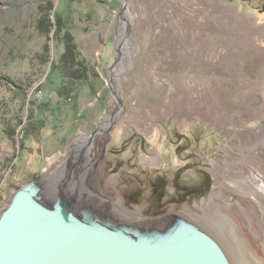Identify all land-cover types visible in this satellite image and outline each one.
I'll use <instances>...</instances> for the list:
<instances>
[{
  "label": "rangeland",
  "instance_id": "374dc122",
  "mask_svg": "<svg viewBox=\"0 0 264 264\" xmlns=\"http://www.w3.org/2000/svg\"><path fill=\"white\" fill-rule=\"evenodd\" d=\"M49 2L98 77L65 83L53 40L40 60ZM263 12L264 0H0V216L38 184L45 205L62 193L76 214L162 230L182 218L231 264H264ZM157 201L164 213L146 214Z\"/></svg>",
  "mask_w": 264,
  "mask_h": 264
},
{
  "label": "water",
  "instance_id": "95a60500",
  "mask_svg": "<svg viewBox=\"0 0 264 264\" xmlns=\"http://www.w3.org/2000/svg\"><path fill=\"white\" fill-rule=\"evenodd\" d=\"M39 191L38 184L22 188L0 216V264H231L212 236L185 219L168 218L165 230L153 221L131 226L98 217L93 205L76 214L77 198L62 193L45 205Z\"/></svg>",
  "mask_w": 264,
  "mask_h": 264
},
{
  "label": "trees",
  "instance_id": "16d2710c",
  "mask_svg": "<svg viewBox=\"0 0 264 264\" xmlns=\"http://www.w3.org/2000/svg\"><path fill=\"white\" fill-rule=\"evenodd\" d=\"M53 10L51 2L44 7L39 8V16L35 22L36 31L46 37L48 41L43 47V57L40 60L45 62L51 51L49 42L55 41L58 45H63L64 53L62 54L59 67L64 77L65 83H86L90 78L98 77L92 71L87 62L81 58L75 44L74 36L67 30L65 22L56 13L51 15ZM52 38V39H51ZM54 66V63H52ZM68 88L64 87L67 93Z\"/></svg>",
  "mask_w": 264,
  "mask_h": 264
},
{
  "label": "flooded vegetation",
  "instance_id": "af4514ba",
  "mask_svg": "<svg viewBox=\"0 0 264 264\" xmlns=\"http://www.w3.org/2000/svg\"><path fill=\"white\" fill-rule=\"evenodd\" d=\"M263 11V10H262ZM264 13V12H263ZM132 192V194L130 195V196H124L123 197V199L125 200V201H127L128 202V199H130L134 204H136V201H135V198H137L138 197V195H139V193L138 192H136V191H131ZM134 200V201H133ZM157 203H158V201H157ZM157 203H150V205H147L146 207H147V209H146V214L147 213H152V211H154V210H158V212H159V214L161 215V214H163L164 213V211L161 209V205H159V203L157 204ZM152 204V205H151Z\"/></svg>",
  "mask_w": 264,
  "mask_h": 264
},
{
  "label": "bare ground",
  "instance_id": "6f19581e",
  "mask_svg": "<svg viewBox=\"0 0 264 264\" xmlns=\"http://www.w3.org/2000/svg\"><path fill=\"white\" fill-rule=\"evenodd\" d=\"M126 8H127V6H126ZM123 44H124V42H123ZM110 122H111V121H110ZM102 124L106 125L107 123H106V121H105V122H103Z\"/></svg>",
  "mask_w": 264,
  "mask_h": 264
},
{
  "label": "built area",
  "instance_id": "2783aa9c",
  "mask_svg": "<svg viewBox=\"0 0 264 264\" xmlns=\"http://www.w3.org/2000/svg\"><path fill=\"white\" fill-rule=\"evenodd\" d=\"M40 93V92H39Z\"/></svg>",
  "mask_w": 264,
  "mask_h": 264
}]
</instances>
